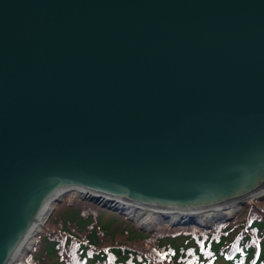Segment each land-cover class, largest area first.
Masks as SVG:
<instances>
[{
  "label": "water",
  "instance_id": "95a60500",
  "mask_svg": "<svg viewBox=\"0 0 264 264\" xmlns=\"http://www.w3.org/2000/svg\"><path fill=\"white\" fill-rule=\"evenodd\" d=\"M262 188L264 0H0V264L60 190L193 211Z\"/></svg>",
  "mask_w": 264,
  "mask_h": 264
},
{
  "label": "trees",
  "instance_id": "16d2710c",
  "mask_svg": "<svg viewBox=\"0 0 264 264\" xmlns=\"http://www.w3.org/2000/svg\"><path fill=\"white\" fill-rule=\"evenodd\" d=\"M68 202L53 210L25 264H264V195L230 221L147 231L92 203Z\"/></svg>",
  "mask_w": 264,
  "mask_h": 264
},
{
  "label": "bare ground",
  "instance_id": "6f19581e",
  "mask_svg": "<svg viewBox=\"0 0 264 264\" xmlns=\"http://www.w3.org/2000/svg\"><path fill=\"white\" fill-rule=\"evenodd\" d=\"M65 191H66V189L58 191L51 200H49L47 203L44 204V206L41 208V210L37 214L34 223L29 228L28 232L26 233L25 237L21 241L18 248L15 250V252L12 255L11 259L9 260L8 264H16V261L24 253L27 246L31 245V239L33 238V235L40 229L41 224L44 222V220L48 214V211L50 210L51 206L54 204V200L57 197H60L62 194H64ZM73 191H76V193H78V194L83 193V191H79V190H73ZM263 193H264V188H262L261 190L249 195L248 197L236 199V200H233L231 202L223 203V204L218 205V206L200 208V209H196L193 211H190V210L189 211H183V210L181 211L178 209L163 210L161 208H151V207L143 206L141 204H138V203H135L132 201H128L125 199H121V198H114L113 203L120 206V207H123L124 209L128 210L129 212H133V213L136 212V209L147 208L151 211L154 210L156 214H162V213L167 214L169 216L168 218L170 220H177L180 217L186 218L188 214H192L195 216V218L198 221H202L204 219V217H206V216H207L206 217L207 219L208 218H211V219L215 218L219 214H224L223 210L228 209V208H233L234 206L238 205L241 202V200L246 201L248 199L255 198L259 194H263Z\"/></svg>",
  "mask_w": 264,
  "mask_h": 264
},
{
  "label": "rangeland",
  "instance_id": "374dc122",
  "mask_svg": "<svg viewBox=\"0 0 264 264\" xmlns=\"http://www.w3.org/2000/svg\"><path fill=\"white\" fill-rule=\"evenodd\" d=\"M79 196H80V194L76 193V191H71L70 193H67L63 196L61 195L60 197H57L58 198L57 200H59V201L54 203V205L51 206L50 210L51 209L54 210L56 207H58L59 203L62 202L65 198H68L69 204H73L78 200H82L79 198ZM82 201H85V200H82ZM248 201H250V199L244 201V203L242 205L238 204V205L234 206L233 208H228V209L223 210L224 214H219L217 217H215L213 219H211V218L207 219L206 218L207 216L204 217V219L202 221H199L200 223H202V226H199V227L212 225L216 221L223 219V218L225 220L227 218H231L230 220H232L234 218V216L239 212L240 208ZM86 202H89V201H86ZM89 203H92V202H89ZM92 204H94V203H92ZM94 205H96V204H94ZM96 206L101 207L99 205H96ZM101 209H105L109 212L119 213L122 216H126L129 220L134 221L142 230H145V231L149 230L152 226L157 227V226H160L162 224H167V225L171 226V224L176 221V220H170L168 217L165 218L161 214H156L154 210L151 211L147 208L136 209L135 213L129 212L128 210H126L120 206L118 207V211L106 209L103 207H101ZM52 212L49 214L47 220L46 221L44 220L45 222H43V225H41L37 234L39 233V231L42 230L44 225L47 223ZM108 216H109V214H108ZM109 217H111V216H109ZM190 226H197V225H190ZM171 227H174V226H171ZM176 227H178V226H176ZM183 227H187V226H183ZM37 234H36V236H37ZM36 236L31 239V245L27 246L24 253L16 261V264H25L24 258L26 256V254L29 253L33 249V246L35 245V242H36Z\"/></svg>",
  "mask_w": 264,
  "mask_h": 264
}]
</instances>
